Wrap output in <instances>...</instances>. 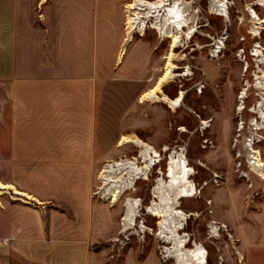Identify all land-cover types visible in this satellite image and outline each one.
<instances>
[{"label":"crops","instance_id":"0c3cea01","mask_svg":"<svg viewBox=\"0 0 264 264\" xmlns=\"http://www.w3.org/2000/svg\"><path fill=\"white\" fill-rule=\"evenodd\" d=\"M132 1L0 0V182L19 194L0 196V264H97L119 235L115 204L92 191L135 148L123 136L149 139L139 99L160 70L154 36L125 41ZM136 190L124 195L142 201ZM232 211L236 241L261 263L264 207Z\"/></svg>","mask_w":264,"mask_h":264},{"label":"rangeland","instance_id":"374dc122","mask_svg":"<svg viewBox=\"0 0 264 264\" xmlns=\"http://www.w3.org/2000/svg\"><path fill=\"white\" fill-rule=\"evenodd\" d=\"M186 1L191 3L197 34L190 41L182 36L173 62L178 67L177 74H185L189 68L191 76L176 78L162 87V93L169 99H175L179 91L184 92L182 106L172 112L168 106L148 103L146 117L150 124L146 132L149 139L144 142L160 153V162L156 168H151L147 181L134 184L135 194L143 197L142 201L135 199L141 205L137 224L119 235L124 241L123 235L130 234L129 242L123 247L102 245L97 264H175L162 253L172 245L164 244L157 236L158 220L147 215L145 207L153 200L150 193L156 181L165 180L167 158L173 151L183 150L193 171L190 180L196 189L193 199L180 201L188 219L182 222L184 226L178 232L180 237L187 236V249L201 245L208 253L207 264H264V251H254L255 257H263L261 263L254 262L251 247L236 241V226L229 222V218H233L229 213L232 209L242 219L250 213H261L264 207V176L249 166L248 146L259 151L264 160V122L260 118L264 114V52L257 56L253 50L256 44L264 49V26L256 25L250 12L252 9L264 19V6H256L257 0H227L229 17L225 19L210 14L213 0ZM139 35L151 41L154 36L159 78L169 52V40L161 41L151 30L132 38ZM220 39L222 45L217 46ZM216 47L221 49L218 54L214 53V49L218 51ZM240 50L244 52L247 65L237 57ZM250 51L257 58L251 57ZM242 91H245L244 110L239 114L238 97ZM164 147L170 151L161 153ZM138 155L132 148L112 162ZM101 186L97 180L92 193ZM124 194L115 204L121 217L127 200H134ZM246 219L249 218L246 216ZM141 223L151 233L140 234ZM212 226L217 227V235L211 233Z\"/></svg>","mask_w":264,"mask_h":264},{"label":"bare ground","instance_id":"6f19581e","mask_svg":"<svg viewBox=\"0 0 264 264\" xmlns=\"http://www.w3.org/2000/svg\"><path fill=\"white\" fill-rule=\"evenodd\" d=\"M255 5L263 7L264 0H257ZM209 9L211 15L225 19L229 17L227 0H213ZM191 10V3L186 0H133L125 8L124 30L126 42H130L134 34L142 35L146 30L155 31L161 41L169 40V52L161 70L162 74L154 86L140 97V103H162L168 106L172 112L182 106L184 92L179 91L175 99H169L162 93V87L172 83L176 78L191 76L189 68H186L185 74H177L178 67L173 62L175 50L181 43L182 36L190 41L197 34L194 12ZM250 12L255 24L264 26V19H260L252 9ZM260 29L262 28L260 27ZM216 45H222V39L218 40ZM256 45L253 48V50L255 49L254 54L262 56L263 47ZM216 49L218 51L216 52L214 49V53H220V47H216ZM252 56H254L253 51ZM244 99L245 91H242L238 97L237 112L239 114L244 110ZM239 107L240 110H238ZM260 118L264 122V114ZM123 145H132L137 148L139 150L138 157L111 162L108 166L103 167L99 175L104 185L100 194L105 198L104 200L111 201L112 204H117L122 195L128 190H132L138 180L147 181L150 178L151 168L157 166L160 162V153L134 135L123 136L119 146ZM248 146L251 153L249 166L253 171H257L264 176V160L260 152L254 150L251 147L252 145L249 144ZM169 151L167 147H164L160 152L166 153ZM139 160L141 161L140 164L138 163ZM167 161L165 180L159 178L156 181L152 191L153 200L149 206L145 207L146 214L158 220L157 236L164 244L172 245L171 248H164L162 251L167 258L173 259L175 264H207L208 253L206 250L201 245H195L194 249H187V236L186 238L180 237L178 232L184 226L182 222L188 219L181 210L180 201L193 199L196 195L195 185L190 180L193 171L189 168L184 150L180 152L173 151ZM159 174L161 175L160 172ZM10 190L19 195L13 187L0 182V196L7 194ZM140 206L139 200H127L121 221L122 230L120 234H125L136 227L137 213ZM139 228L140 234L151 233V230L146 228L143 223L139 224ZM210 228L211 233L217 235V227L212 226ZM239 257L241 258V256Z\"/></svg>","mask_w":264,"mask_h":264},{"label":"built area","instance_id":"2783aa9c","mask_svg":"<svg viewBox=\"0 0 264 264\" xmlns=\"http://www.w3.org/2000/svg\"><path fill=\"white\" fill-rule=\"evenodd\" d=\"M134 35H135V34H134ZM249 55H250L251 57H254V56H252V51L249 52ZM237 57L239 58V60L242 59V61L247 65V62H246V60H245L246 57H245V55H244L243 50H240V51L238 52ZM255 58H256V57H255ZM252 59H253V58H252ZM247 69H248V67H246V68L244 69V72H246ZM111 162H112V161L107 162L106 164H104L103 167L108 166ZM98 180H100L99 177H98ZM100 183L102 184L101 180H100ZM102 188H103V184H102L101 187H99L98 189H96V191H94V193H92V196L101 200L102 197H101L100 192H101ZM139 200H140V199H139ZM119 235H120V233H119ZM119 235H118L117 237H115V238L112 239V241H111V247H112V248H114L117 244H118L119 246H122V247H123V246H126V245H127V242H129V238L131 237L130 234H128L127 236L123 235L124 241H122V240L120 239ZM2 244H3V245H6L7 242L4 241Z\"/></svg>","mask_w":264,"mask_h":264}]
</instances>
